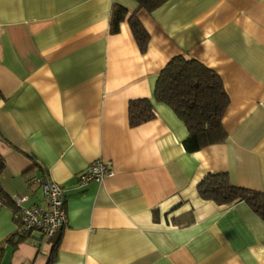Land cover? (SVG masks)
I'll return each instance as SVG.
<instances>
[{"label": "crops", "instance_id": "obj_1", "mask_svg": "<svg viewBox=\"0 0 264 264\" xmlns=\"http://www.w3.org/2000/svg\"><path fill=\"white\" fill-rule=\"evenodd\" d=\"M113 4L127 10L116 31ZM176 55L215 71L229 98L225 139L192 152L167 105L128 120L129 101L152 98ZM0 155L9 197L44 206L35 179L47 175L66 213L51 237L19 240L15 205L1 206L0 264H264V221L244 201L218 205L196 190L225 171L264 192V0H167L151 11L136 0H0ZM96 160L112 173L79 185Z\"/></svg>", "mask_w": 264, "mask_h": 264}, {"label": "trees", "instance_id": "obj_2", "mask_svg": "<svg viewBox=\"0 0 264 264\" xmlns=\"http://www.w3.org/2000/svg\"><path fill=\"white\" fill-rule=\"evenodd\" d=\"M136 1L139 8L151 11L167 0ZM126 14L125 7L113 4L109 19L110 31L118 29L119 21ZM127 19L135 40L143 49L147 41L146 31L135 12ZM153 101L167 105L185 125L187 135L182 145L186 151L192 152L225 139L226 132L221 119L229 102L227 92L220 76L197 59L183 55L172 57L153 83L152 98L129 101V124L137 125L153 117ZM4 167L5 162L0 155V172ZM196 190L200 198L212 200L218 205L244 201L264 221V192L231 184L225 171L207 173L197 184ZM11 204L14 205L13 198L0 187V207ZM12 235H16L15 232ZM25 237L18 236L19 240Z\"/></svg>", "mask_w": 264, "mask_h": 264}, {"label": "built area", "instance_id": "obj_3", "mask_svg": "<svg viewBox=\"0 0 264 264\" xmlns=\"http://www.w3.org/2000/svg\"><path fill=\"white\" fill-rule=\"evenodd\" d=\"M111 173V169L100 160H96L78 175V184L83 185L92 180L101 181ZM35 181L41 187L44 206L37 204L22 206L21 203L26 196H13L15 205L13 217L16 221L14 232L19 237H29L31 232L38 231L45 238H49L66 224L63 189L47 175Z\"/></svg>", "mask_w": 264, "mask_h": 264}]
</instances>
